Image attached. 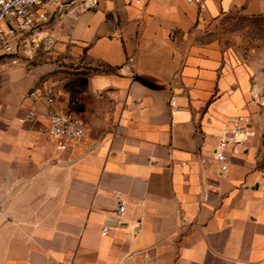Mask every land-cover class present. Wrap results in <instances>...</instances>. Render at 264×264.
I'll use <instances>...</instances> for the list:
<instances>
[{
	"label": "crops",
	"instance_id": "1",
	"mask_svg": "<svg viewBox=\"0 0 264 264\" xmlns=\"http://www.w3.org/2000/svg\"><path fill=\"white\" fill-rule=\"evenodd\" d=\"M235 12L264 0L101 1L57 24L51 55L0 61V264H264L257 142L223 174L212 159L263 93L255 56L204 38ZM49 108L87 121L66 150L45 120L19 121Z\"/></svg>",
	"mask_w": 264,
	"mask_h": 264
},
{
	"label": "built area",
	"instance_id": "2",
	"mask_svg": "<svg viewBox=\"0 0 264 264\" xmlns=\"http://www.w3.org/2000/svg\"><path fill=\"white\" fill-rule=\"evenodd\" d=\"M101 1L115 0H0V61L28 65L42 54L51 55L56 44L54 29L57 24L70 12L96 9ZM132 1L145 4V0ZM183 1L201 11L206 9V0ZM37 96L36 90L29 93L31 98ZM253 101L260 107L264 106L260 92L255 93ZM46 102L51 106L54 98L47 97ZM28 120H45L46 131L58 143L60 150H66L67 140H77L87 130V121L83 116L62 114L51 108L45 111L28 109L19 121L24 123ZM257 136L258 130L251 116L240 115L231 121L212 154L222 174L228 171L233 158L242 154ZM260 176L264 184V169L260 170ZM116 206L118 214L124 213L127 201L122 192L116 193ZM108 231L109 227L105 226L102 233L106 235Z\"/></svg>",
	"mask_w": 264,
	"mask_h": 264
},
{
	"label": "rangeland",
	"instance_id": "3",
	"mask_svg": "<svg viewBox=\"0 0 264 264\" xmlns=\"http://www.w3.org/2000/svg\"><path fill=\"white\" fill-rule=\"evenodd\" d=\"M204 38L217 41L223 48L246 62L254 56L257 58L258 75L261 76L263 83L261 101L264 102V15L250 17L239 12L228 14L214 22L211 21L210 32L206 33ZM58 68L55 69V73L77 74L75 70L78 69V65L66 64L62 61ZM67 69H74V71L70 72ZM49 75L51 74H48V77ZM257 106L259 107L257 117L252 120L258 130L255 142H257V153L262 158L264 169V106L260 107L258 104Z\"/></svg>",
	"mask_w": 264,
	"mask_h": 264
}]
</instances>
